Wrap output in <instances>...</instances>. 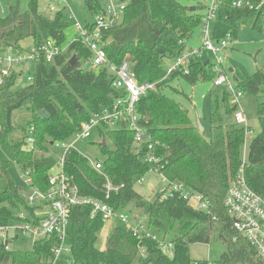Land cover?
I'll return each mask as SVG.
<instances>
[{"label":"trees","instance_id":"16d2710c","mask_svg":"<svg viewBox=\"0 0 264 264\" xmlns=\"http://www.w3.org/2000/svg\"><path fill=\"white\" fill-rule=\"evenodd\" d=\"M82 1L93 17L104 11L105 2ZM121 1L128 5L121 22L102 34L108 61L120 66L130 56L137 83L157 84V92L139 99L136 113L140 124L151 134L160 159L158 173L171 183H183L192 192L203 195L209 202V211L194 208L178 193L165 198L162 192L152 201L139 194L136 185L152 171L144 161L147 148L136 146L134 134L122 127L111 130L102 126L97 130L102 141H106L105 147L100 144L105 153L102 174L77 151L67 155L66 171L74 176L82 196L104 201L117 211L133 206L140 211L141 219H146L145 225L155 229L158 235L166 237L177 225V234L170 240L175 243L174 255L167 257L158 242L148 239L142 231L135 236L132 227L121 221L112 222L106 248L99 249L97 242L106 222L102 216L93 217L90 206H79L72 209L69 226L73 264H192L189 245L209 244L215 230L226 249L218 264H261L255 247L234 227L224 200L230 182L243 166L249 187L264 198V103L258 110L261 132L251 140L244 163L245 131L234 122L235 106L228 91L215 97L209 139L195 126L188 111L163 93L169 82L179 77L191 85L212 80L211 63L197 59L190 65L188 74L175 73L162 81L166 75L165 64L178 58L193 31L201 25L202 14L196 11L203 10L202 6L191 12V8L175 0ZM218 1L217 20L213 25L215 39L223 40L228 34L238 38L241 25L253 30L264 29V5L259 7L263 0H242L250 6L240 8L233 6L240 0ZM71 23L67 9L55 14L43 13L39 0H31L25 12L19 4L12 6L8 16L0 18V32L5 31L0 50L5 46L25 51L21 43L28 38L33 40L34 47L51 40L62 45ZM74 57L77 61L71 64ZM92 58L93 54L84 44L72 43L51 63L36 62L31 81L25 87L13 90L22 72L19 75L14 72L0 82V148L12 155L24 173L29 172L33 187L43 191L49 187L50 171L57 164L56 156L49 149L52 143L69 141L83 123L103 109H113L125 96V92L113 87L115 76L110 69L84 67ZM235 88L243 95L264 93V68ZM22 111L30 116L27 127L16 126L14 122L15 114ZM31 126L37 152L25 145ZM14 133L22 135V139L13 138ZM14 162L0 158V225L12 222L16 212L26 205L22 196L24 189L9 174ZM105 176L115 186L125 185L109 200L105 196ZM33 245L32 251L16 252L7 251L0 243V264H47L59 240L51 236Z\"/></svg>","mask_w":264,"mask_h":264},{"label":"built area","instance_id":"2783aa9c","mask_svg":"<svg viewBox=\"0 0 264 264\" xmlns=\"http://www.w3.org/2000/svg\"><path fill=\"white\" fill-rule=\"evenodd\" d=\"M196 1L205 9V13L201 17L203 45L194 49L184 50L177 59L167 62L165 64L166 75L162 81L167 80L175 73L188 74L190 72V65L194 60L203 59L207 52H211L214 60L213 62H208L211 63V71L215 75L212 80L214 86L225 87L226 92L228 91L231 97L235 98L234 122L245 131V154L243 160L246 163V143L255 137V131L250 126L245 113L241 110L240 100L243 98V94L236 90L224 66L227 52L237 44V41L232 34H228L223 40H217L214 37L213 25L217 20L220 5L218 0ZM46 3L50 10L49 14H54L63 8L67 9L69 20L72 23L74 22L76 29V34L70 44L77 42L84 44L93 54L91 69L99 70L102 67L110 69L115 76L112 84L113 87L125 92V96L117 101L113 109H103L100 114L93 116L92 119L83 123L79 132L69 139V141H56L51 144L59 152L52 154V156H56L57 164L50 171L48 177L49 187L46 191L33 187L29 172L24 173L26 175L25 182L27 183V188L30 189L29 194L23 192L22 195L26 200V205L16 212L12 222L0 225V243L5 246L7 251H11L9 244L20 239L21 236L31 238L34 242L51 236H57L59 245L54 249L52 258L47 262V264H56L57 257L63 251V244L67 238L72 209L79 206H90L93 217L102 216L105 222L121 221L124 224H128L132 227L135 236L142 231L148 239L158 242L159 248L164 255L173 257L175 243L171 241L166 242L158 233L152 232L145 225V218L137 219L135 225L131 226L130 218L125 211H117L108 203L96 198L82 196L74 176L69 175L66 171V157L71 151H77L75 149L76 143L91 138L93 132L102 126L113 130L119 126L134 134V144L136 146L147 148L148 152L145 155L144 161L151 166L152 171L158 173L157 166L160 159L155 152L151 134L140 124V116L136 113V105L140 101L139 99L147 96L148 93L157 92V84L149 82L143 84L137 83L132 64L130 63V56H127L120 66H114L109 63L107 53L104 50L105 43L102 34L114 29L121 22L120 20L128 7L127 2L105 0L104 11L94 17L91 26L78 22L74 18V13L67 6L60 7V5L67 4V0H50V2L47 1ZM263 5L264 0L259 7ZM233 6L240 8L242 6H250V3L240 0L235 2ZM183 42L185 43V41ZM64 52L61 45L51 40L41 45L33 46L28 51L18 53L7 52L4 55H0V82H2L4 77L10 76L14 72L17 73L14 69L21 65L26 63L36 64V62L41 60L51 63ZM28 81H31L30 77H28ZM28 133L30 136L26 138L25 145L28 150L37 152L33 137L34 127L31 126ZM88 162L96 172L102 174L103 164L101 161L88 160ZM236 176L229 184L224 206L227 208L234 227L251 242L257 251L261 264H264V198L249 187L246 176H244V166ZM105 180V196L107 200L111 198L113 193H118L120 189L125 187L124 184L113 185L107 176H105ZM164 181L165 183L167 182V187L160 193L164 192L165 198L168 195H173V193H178L189 202L191 199H194L197 203V209L209 211V202L203 195L192 192L183 183H171L167 178H164ZM202 263L201 261L192 262V264ZM206 264L211 263L207 261Z\"/></svg>","mask_w":264,"mask_h":264},{"label":"rangeland","instance_id":"374dc122","mask_svg":"<svg viewBox=\"0 0 264 264\" xmlns=\"http://www.w3.org/2000/svg\"><path fill=\"white\" fill-rule=\"evenodd\" d=\"M31 0H0V18L8 16L10 12V7L17 6L19 4L23 12L29 10V3ZM50 0H39V7L43 13H49V7L46 2ZM104 3L105 0H99ZM181 5L193 8L198 7L200 4L196 0H175ZM68 7L74 13V18L78 20L81 24H86L87 22H93L94 17L92 16L89 9L84 5L82 0H67V4L60 5L61 8ZM202 6V5H201ZM203 8V7H202ZM198 13L204 15L205 9H197ZM56 13V12H55ZM54 13V14H55ZM76 34V29L74 22L71 23L66 29L65 37L67 38L65 42L61 45L64 51H67L70 43L74 39L73 37ZM238 38H236L237 44L227 52V59L224 63L225 70L227 75L232 81V84L236 86L239 82H243L250 76L258 72V70L264 68V29L253 30L250 27L241 25L238 30ZM192 38L188 39L186 42L185 50L190 48H197L203 45V39L201 36V25L198 26L192 34ZM32 39H26L21 43L23 50L28 51L33 46ZM7 52L18 53V50H13L8 47L3 46L0 50V55H4ZM203 62L211 61L213 62L214 56L210 52H207L203 57ZM92 63H87L84 67L92 68ZM35 64L26 63L21 65L18 68H15L14 71L19 75L22 72L20 78H18L16 84L14 85L13 90L17 91L20 88L25 87L29 81L28 77L34 73ZM212 80L215 77L214 73L210 71ZM199 82L195 85L187 83L183 78L179 77L178 79L172 80L169 82L168 86L163 89V93L170 99L175 100L178 104L180 103L184 109L188 111L192 121L195 126L197 125L198 120L203 127L204 136L206 139H209L210 135V116L211 112L215 107L216 96H221L220 94L223 91H226L225 87H215L214 82ZM231 97V96H230ZM264 103V93L263 91L259 92L257 95L246 93L243 95V98L240 100V106L243 113L247 117L249 124L254 128L255 136L259 135L261 128L258 122V110L261 104ZM231 104L235 105V98H231ZM30 118L27 111H22L17 113L14 116L16 126L24 125L27 127L26 121ZM112 130V129H111ZM13 138L20 141L22 135L19 133H14ZM102 136L97 131L93 132V135L89 139L84 141H79L75 145V149L85 158L91 161H102L105 157V153L100 148L102 142ZM251 139L247 141L246 154L249 152V147ZM109 147L113 148L110 143ZM51 150L50 153H57L58 150H55L52 146L49 147ZM49 153V154H50ZM48 154V155H49ZM245 147H243L242 159H244ZM54 156V155H53ZM0 158L4 161L14 162L12 155L5 150V148H0ZM10 177L13 182L24 189L25 194L30 193V189L27 188L26 175L15 162L12 164L9 171ZM151 186V187H150ZM167 182L165 183L164 178L155 172L150 171L141 182H139L135 190L143 195L148 201L155 200L160 192L166 189ZM190 204L196 208L197 203L194 199L190 200ZM125 213L130 218V225L134 226L136 221L135 216L141 219L143 216L140 211L134 209L133 206H130L125 210ZM113 223L111 221H106L104 230L101 233V236L97 242L99 249L104 250L107 245V236L110 233L111 226ZM178 226L175 225V228L170 231L166 237L163 234H159L161 238H164L166 242L172 240L177 234ZM152 232H157L155 229H151ZM158 233V232H157ZM72 231L68 229L67 238L63 244V251L57 257L56 264H73V253H72ZM209 244H190L188 247L189 257L192 261H208L211 264H218L222 258L223 253L226 249L221 240L218 239V230H215L213 237L210 240ZM34 241L31 238L21 236L20 239H17L9 244L12 251L16 252H25L32 251L34 248ZM139 264V263H136Z\"/></svg>","mask_w":264,"mask_h":264},{"label":"water","instance_id":"95a60500","mask_svg":"<svg viewBox=\"0 0 264 264\" xmlns=\"http://www.w3.org/2000/svg\"><path fill=\"white\" fill-rule=\"evenodd\" d=\"M195 10V7H193V8H191V12H193ZM4 30L2 31V32H0V39L3 37V34H4ZM77 61V58L76 57H74L72 60H71V64H74L75 62ZM207 64L209 63V62H206ZM41 115L42 116H45V113L44 112H41ZM197 128L200 130V132L201 133H204V129H203V127L201 126V124H200V120H198V122H197ZM101 144H102V146L103 147H105L106 146V141H102L101 142Z\"/></svg>","mask_w":264,"mask_h":264},{"label":"crops","instance_id":"0c3cea01","mask_svg":"<svg viewBox=\"0 0 264 264\" xmlns=\"http://www.w3.org/2000/svg\"><path fill=\"white\" fill-rule=\"evenodd\" d=\"M192 38V37H191ZM33 47V46H32ZM225 91H223L221 94H223ZM219 96V95H218ZM135 218H136V221H137V219H138V217L137 216H135Z\"/></svg>","mask_w":264,"mask_h":264}]
</instances>
